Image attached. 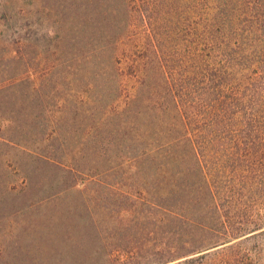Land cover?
Returning a JSON list of instances; mask_svg holds the SVG:
<instances>
[{"label": "rangeland", "instance_id": "obj_1", "mask_svg": "<svg viewBox=\"0 0 264 264\" xmlns=\"http://www.w3.org/2000/svg\"><path fill=\"white\" fill-rule=\"evenodd\" d=\"M221 1L0 0V264H159L169 257L166 232L179 224L168 225L165 211L151 205L147 184L133 183L122 155L130 149V117L121 110L134 92L124 71L158 44L171 72L169 58L220 65L229 100L239 98L260 127L241 138L245 160L255 163H245L250 171L228 193L239 213L224 220L233 233L261 228L233 240L232 250L219 243L186 264H264V0H231L224 35L231 66L209 31ZM144 7L149 18L142 20ZM219 221L209 225L221 231ZM240 251L248 256L234 257Z\"/></svg>", "mask_w": 264, "mask_h": 264}, {"label": "trees", "instance_id": "obj_2", "mask_svg": "<svg viewBox=\"0 0 264 264\" xmlns=\"http://www.w3.org/2000/svg\"><path fill=\"white\" fill-rule=\"evenodd\" d=\"M156 7L153 11L161 10ZM233 9L231 0L218 2L209 26L230 66L234 60L228 48L230 37L224 35L230 34L228 14ZM139 12L142 20L149 18L148 7ZM222 40L226 43L221 45ZM162 57L166 58L164 47L154 45L124 71L134 82V92L121 110V114L127 110L130 117V149L122 155L128 157L133 183L147 184L144 191L151 205L165 211L168 225L179 224L178 229L166 232L172 236L166 239L164 253L170 254L159 257V264L194 263L219 243H228L225 247L232 250L233 240L261 228L233 233V225L224 220L228 214L239 213L228 193L250 171L245 163H255V159L245 160L246 143L241 138L251 137L260 127L246 118L239 98L229 100L223 87L229 77L220 65L203 66L188 56L177 57L176 65L169 58L175 66L171 72ZM250 148L254 150L253 143ZM216 220L222 224L221 231L216 224L209 225ZM213 231L223 233L222 242L214 240ZM237 252L234 257L248 256L247 251Z\"/></svg>", "mask_w": 264, "mask_h": 264}]
</instances>
